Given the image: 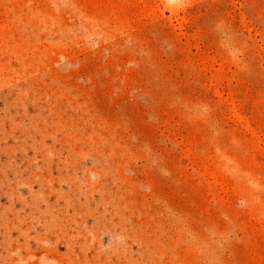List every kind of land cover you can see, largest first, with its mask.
<instances>
[{
    "label": "rangeland",
    "instance_id": "374dc122",
    "mask_svg": "<svg viewBox=\"0 0 264 264\" xmlns=\"http://www.w3.org/2000/svg\"><path fill=\"white\" fill-rule=\"evenodd\" d=\"M0 264H264V0H0Z\"/></svg>",
    "mask_w": 264,
    "mask_h": 264
}]
</instances>
